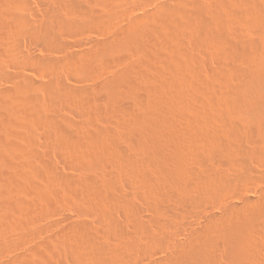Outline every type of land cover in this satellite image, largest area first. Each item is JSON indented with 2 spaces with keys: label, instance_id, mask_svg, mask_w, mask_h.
<instances>
[{
  "label": "rangeland",
  "instance_id": "1",
  "mask_svg": "<svg viewBox=\"0 0 264 264\" xmlns=\"http://www.w3.org/2000/svg\"><path fill=\"white\" fill-rule=\"evenodd\" d=\"M19 1L21 3H18ZM42 1L17 0L16 3L19 5L17 7L13 6L12 11L15 15H22L20 17H23V22L17 24L15 20L9 19L16 24L10 21L7 24H10L13 29H17L14 30L15 32L12 29L11 33L13 35L10 34L11 36L8 37L10 43H7L6 38L7 41L4 39L5 32H3L4 37L0 33V38H3L10 45L8 46L9 55H6L3 52L4 48L0 47V94L9 93L12 101L15 102V109L20 113H24L29 109L30 115L22 120L23 126L19 127L21 129H15L18 128L15 126V130L12 128V131H14L13 133L16 132L17 137H19L18 133L23 134L22 129L25 131L32 129L31 133L33 132L28 138L26 137L27 139L19 140L21 151H19L18 157L15 156V159L10 160L9 164H4H8L7 166H3L4 171L8 172L11 169L9 166L13 164L11 167H18L20 175L18 174L19 179L16 180L11 194L8 196L11 199L13 198L10 209L8 208L10 211L7 210L9 214L7 213V218L5 217V220L2 223L0 222V233L3 236L6 234L5 238L1 236L0 239V264H106L102 255L107 256V250L110 251L109 256L113 255L115 259L120 257V260H117L115 264H264V245H262L264 244V164H259L256 160L257 157H253L249 152L251 150L249 147H252L255 143L254 141L257 139L255 135L258 132H254V129L249 134L247 132L248 128L253 125L252 114L249 113L250 115H248V112L233 110L230 107L231 104H229L230 97L234 95V90L236 92V90L243 87L246 77L238 76L240 75L239 72L233 74L232 84L230 83L233 86H231V91L223 88L220 83L218 84L217 79L216 81L215 78L213 79L214 73L218 72L217 69L223 68V65L225 67L226 64L238 70L246 69L245 71L251 69L252 66H258L256 68L261 73V70H264V55H256V59L253 58V60L252 58H248L249 60L244 59L245 62L240 57L236 59L230 56L225 59L226 56H221L213 47L200 48L196 46L191 33L192 24L196 21L195 10L201 6L200 8L206 10L205 14L207 15L205 16L211 13L215 15L217 10L215 11L213 8L217 6L216 8H219L218 11L221 13L219 3L216 0L214 1L218 4L213 0H193L194 3L192 0H67V2L63 0L64 5L59 2V4L57 3L58 6L54 5L53 10V5H49L50 9L46 0V4ZM169 1L172 2L169 3ZM213 2L216 6L213 5ZM262 2L264 3V0H255L256 6H260L263 4ZM44 5H47L46 8ZM162 6L165 7L161 8ZM195 6L199 7L196 8ZM190 9L191 13H189ZM185 11L187 12L186 17L184 16L186 15ZM242 12L248 17L241 14ZM256 12L255 14L254 12L251 14L250 12H240V10L233 12L235 16L233 14L232 16L235 18L232 17L231 21L235 20L232 21L233 23L231 22L232 25H229L230 30L234 32V30L237 31L236 28L241 29L242 27L243 29H252L251 24L255 28L258 24L256 22H259V20H255L254 23L251 20L258 19V12ZM211 15L208 17L210 18ZM58 16L60 17L58 18ZM165 16L167 17L165 18ZM222 16L224 15L221 14L218 17ZM55 17L57 19H54ZM188 17L190 20L187 19ZM184 18L188 23L193 22L191 25H187L188 28L182 26L183 28L175 29L178 32V34L176 33L177 37L180 35L179 39L182 40V44L179 43L177 38L178 41L174 40V35L170 37L169 34V37H173V40L168 39L167 32L171 33L172 31L171 23L175 22L176 19L184 21ZM79 20L81 21L79 22ZM160 21L164 23L162 24ZM45 22L53 25L47 26L48 28L43 27L42 25ZM56 24L64 30L59 28L58 30ZM28 25L30 26L28 27ZM63 25L69 26L66 29ZM51 26L56 28H51ZM43 28L46 29L43 30ZM51 29L54 30L53 36L56 31L58 36L55 34V37L52 38ZM253 31L255 32V30ZM148 32H152L151 37L150 34L147 35ZM157 36L159 37L157 38ZM160 36L165 39L163 40ZM145 37H150L151 42ZM254 37H257L256 34H254ZM153 39L154 41L158 40L159 43L152 41ZM161 40H163V43H161ZM177 42L182 45V50L185 51L184 54H189L187 56L193 59L192 64H194L193 68L196 74H193L192 83L186 82L188 83L186 84L180 81L176 87V85L172 86L166 81H170L169 79L172 77L170 75L173 72L168 71L171 68L168 66H172L171 62L177 59V56L173 54L175 52L173 46L175 44L177 46ZM6 43L4 45H7ZM29 47L30 49H28ZM43 58H47V61L50 58L49 61H52V64L48 62L49 65H46L45 59L42 61ZM51 58L53 59L51 60ZM147 59L149 62H145ZM53 60L57 63H54ZM146 63L148 65L151 63L150 66L153 67L154 65V67L150 68ZM243 66H245V69ZM139 67L145 68V71ZM157 68L165 70V72L162 71L164 75H161ZM196 70L198 71L196 72ZM49 71L50 73H48ZM165 73L166 78L164 77ZM159 75L161 76L159 77ZM167 75L169 76L167 77ZM204 75L206 76L204 77ZM237 77H239V80ZM131 84L134 85L135 92L129 91L133 88ZM129 85L131 88H129ZM262 85L255 90L253 89L255 92L253 95H256L260 102L264 103V87ZM50 86L53 87L52 90ZM155 86L157 91L162 86H164V88H161L162 91L165 90V96H163L165 101L162 98L157 100L156 97L159 96L152 91L158 101L157 106L161 103L159 101H163L162 106L165 102L164 110L161 109L160 111V108H157V110L159 109L158 112H161L159 115L157 114L158 117L153 112L154 110H151V107H149V110L152 112L148 110L147 107L150 102H146L151 101L148 99V94ZM79 91L85 93L84 98L78 96ZM220 91L222 92L220 93ZM162 95L160 94V97ZM150 97H152V100L154 99L153 96ZM144 99L146 100L144 101ZM194 100L195 102H193ZM213 104H215L214 107ZM162 106L160 104V107ZM93 108H95V111ZM199 111L202 113L201 121L199 119L195 121L192 118L195 116H193V113H199ZM153 113L156 116L152 118L158 122L161 115L162 122L159 121L160 123L157 124L153 122L156 125L149 122L150 125L152 124L151 126L145 125V122L149 120L147 116H151ZM39 114L42 115L39 116ZM220 114H222L221 117ZM45 116L49 119L52 118V121L55 119V123L51 124L52 121L49 119L46 122ZM150 116V121H154L151 120ZM43 117H45L44 120H42ZM203 117L205 122L202 120ZM191 121L197 122V127ZM198 121L204 124L202 123V125ZM57 122L58 126L56 125ZM44 123H46L45 125L49 123L47 127L45 126L46 128ZM29 124H32V127ZM48 126L51 128L55 126V129L58 127L56 130L57 136L47 134ZM229 131H232L229 137L232 136L233 139L228 137L227 132ZM249 131H251V128ZM205 132L207 133L205 134ZM58 134L61 136H58ZM64 134L65 136H63ZM209 136L211 138L214 136L212 138L213 142H211ZM48 137H52L51 140ZM214 138L215 140H213ZM235 141L237 142L235 143ZM118 150L121 153L117 152ZM217 152L219 153L216 155ZM125 153L129 157L132 156V158L137 159L136 164H139L138 167L135 165V168L128 169L124 167V162L122 165L120 164L126 156ZM243 159L246 161L244 162V164L246 163V172H244V177L241 174L239 185L237 184L238 188L223 190L222 188L225 187L223 185L227 183L224 179L233 173V169L228 166V161L238 164ZM26 170H28L27 173ZM146 170L147 172H145ZM131 171L135 172L132 173ZM218 172L219 174H217ZM30 174H32V177ZM18 180H21V182ZM220 183L223 185L221 186ZM219 187H222V190ZM235 191L242 192L241 196H239L240 194L237 195ZM247 198L249 199L247 200ZM159 201L160 203L164 201L169 204L166 205L163 202V205L168 208L159 205ZM203 205L205 210L203 208L202 211ZM162 210L164 211L162 212ZM260 210L261 212H259ZM136 238L139 241L136 242ZM3 239L8 246L3 244ZM103 245L106 247H103ZM107 247L108 249L105 250ZM103 251L104 254H102ZM122 253H125L126 256ZM256 255L257 257H255ZM210 258L212 259L210 260Z\"/></svg>",
  "mask_w": 264,
  "mask_h": 264
},
{
  "label": "bare ground",
  "instance_id": "2",
  "mask_svg": "<svg viewBox=\"0 0 264 264\" xmlns=\"http://www.w3.org/2000/svg\"><path fill=\"white\" fill-rule=\"evenodd\" d=\"M17 1V0H16ZM16 1L15 0H0V33H2V37H4L5 35V37H4V39L6 38L7 40H8V37L9 36H11L10 34H12L13 35V33H11V31H12V27L10 26V24L8 25L7 23H9L8 21H10V20H15V22L17 23V24H20V23H22L23 22V17L21 18L20 16H22V15H20V14H18V13H16V14H18V15H15L14 13H13V6L14 7H17L18 5H17V3H16ZM22 1V0H21ZM40 1V0H39ZM42 1V0H41ZM63 0H46V2H47V5H48V7H49V5L51 4V5H53L52 6V10H53V7H54V5L56 4L57 6H58V4H59V2L61 3ZM65 1V0H64ZM185 1V0H184ZM189 1V0H188ZM193 1V0H192ZM197 1V0H196ZM214 1V0H213ZM218 3H219V6H220V9H221V13H220V11H218V9L216 8L217 6H216V4H218V3H216L215 1V3L213 4V5H215L214 7L215 8H213V9H215V11L217 10V12L215 13V15L216 14H219L218 16H220L221 14H223L224 16H222V17H218V16H215L214 14H212V15H214V16H212L210 13V15H211V17L209 18L208 16H210V15H208V16H205V15H207V14H205L206 13V10L204 9V8H200L199 6H195L196 8H198V9H196L194 12H195V19H196V21L195 22H193V24H192V22L191 23H188V21H185L186 19L184 18V21H185V23H184V21L182 20V19H180V20H175V22L173 23H171L172 24V26H171V28H172V31H171V33H168L167 32V37H168V39L171 37V36H173V37H175L174 38V40L175 41H178L179 40V43L180 44H182L181 43V39H179V37H180V35H179V37H177L178 35V32L175 30V29H177V28H181L182 26H186L185 28H188L187 27V25L188 24H192V27L193 28H191L192 29V31H191V33H192V38H194L193 40L195 41V43H196V46H199L200 48H206V47H213V48H215L216 50H217V52L218 53H220L221 54V56H226L225 57V59L227 58V57H230V56H233L234 58H236V59H238L239 57L240 58H242L243 60L244 59H248V58H252V60H253V58L254 59H256L255 58V56L256 55H264V3L263 4H261L260 6H256V4H255V0H216ZM45 3L46 4V2H45V0L44 1H42V3ZM65 2H67V0L65 1ZM70 2V1H69ZM72 2V1H71ZM170 2H172V1H169V3ZM201 2V1H200ZM199 2V3H200ZM18 3H21L20 1L18 2ZM23 3V2H22ZM41 3V4H42ZM49 3V4H48ZM58 3V4H57ZM64 2H62L61 4H63ZM74 3V2H73ZM72 3V4H73ZM76 3V2H75ZM179 3V2H178ZM193 3H194V1H193ZM197 3V2H196ZM195 3V4H196ZM198 3V4H199ZM76 4H79V3H76ZM75 4V5H76ZM177 4V3H176ZM181 4V3H180ZM194 4V5H195ZM203 4V3H202ZM201 4V5H202ZM209 5H210V3H208ZM16 5V6H15ZM22 5V4H21ZM20 5V7H22ZM26 5H27V3H26ZM25 5V6H26ZM46 5V6H47ZM64 5V4H63ZM70 5V4H69ZM69 5H66V6H69ZM80 5V4H79ZM193 5V6H194ZM197 5V4H196ZM204 5V4H203ZM202 5V6H203ZM211 5H212V3H211ZM212 5V6H213ZM45 6V5H44ZM46 6H45V8H46ZM61 6V5H60ZM78 6V5H77ZM81 6V5H80ZM179 6V5H178ZM28 7V6H27ZM65 7V6H64ZM75 7V6H74ZM165 7V6H164ZM163 6L161 7V8H164ZM184 7V6H183ZM187 7V6H186ZM25 8V7H24ZM50 8V7H49ZM59 8V7H58ZM69 8H72V7H69ZM81 8V7H80ZM84 8V7H83ZM82 8V9H83ZM90 8V7H89ZM182 8V7H181ZM192 8V7H191ZM206 9H208L207 7H205ZM18 9V8H17ZM16 9V10H17ZM51 9V8H50ZM56 9V8H55ZM81 9V10H82ZM85 9V8H84ZM91 9V8H90ZM154 9H156V8H154ZM166 9H168V8H166ZM188 9H189V7H188ZM195 9V8H194ZM236 9H238V10H240V12L241 11H244V12H250V14L252 13V12H254V14H255V11H257L258 12V14H257V16H258V19L256 18V19H254V20H251L253 23H254V21L255 20H259V22H256V27L254 28V25L253 24H251V27H253L252 29H243V27L241 28V29H238V28H236L237 29V31H235L234 30V32L233 31H231L230 30V24L232 25V21H234V20H232L231 21V19H232V17H234L235 15L233 14V12H236V11H238V10H236ZM20 10V9H19ZM45 10V9H44ZM59 10V9H58ZM64 10V9H63ZM75 10V9H74ZM77 10V9H76ZM81 10H80V12H81ZM157 10V9H156ZM171 10V9H170ZM177 10V9H176ZM179 10H180V8H179ZM182 10V9H181ZM184 10V9H183ZM236 10V11H235ZM55 11V10H54ZM53 11V12H54ZM60 11V10H59ZM71 11V10H70ZM91 11H92V9H91ZM90 11V12H91ZM155 11V10H154ZM178 11V10H177ZM191 11V9L189 10V13H191L190 12ZM193 11V10H192ZM209 11V10H208ZM214 11V10H213ZM47 12H49V11H47ZM52 12V11H51ZM65 12H67V11H65ZM82 12H83V10H82ZM256 12V13H257ZM96 13H98V12H96ZM169 13V12H168ZM185 13H186V15H184L185 17L187 16V12L185 11ZM184 13V14H185ZM48 14V13H47ZM64 14V13H63ZM81 14V13H80ZM94 14V13H93ZM166 14V13H165ZM176 14V13H175ZM174 14V15H175ZM232 14L234 15V16H232ZM241 14H244L243 12L241 13ZM52 15V14H51ZM50 15V16H51ZM56 15H57V13H56ZM56 15H54V16H56ZM59 15V14H58ZM164 15V14H163ZM182 15V14H181ZM180 15V16H181ZM190 15V14H189ZM245 15V14H244ZM248 15V14H247ZM49 16V15H48ZM53 16V17H54ZM65 16V15H64ZM66 16H67V14H66ZM92 16V15H91ZM191 16H192V14H191ZM191 16H189L190 18H191ZM237 16V15H236ZM246 16V15H245ZM245 16H243V17H245ZM52 17V18H53ZM60 16H58V18H59ZM94 17V16H93ZM100 17V16H99ZM167 16H165V18H166ZM189 17L187 18V19H189ZM246 17H248V16H246ZM253 17H254V15H253ZM27 18V17H26ZM101 18V17H100ZM146 18V17H145ZM144 18V19H145ZM172 18H174V17H172ZM193 18V17H192ZM235 18V17H234ZM10 19V20H9ZM54 19H57L56 17L54 18ZM72 19V18H71ZM162 19H163V17H162ZM168 19V18H167ZM175 19V18H174ZM194 19V18H193ZM246 19V18H245ZM249 19V18H248ZM252 19V18H251ZM46 20V19H45ZM87 20V19H86ZM97 20V19H96ZM140 20V19H139ZM156 20H158V19H156ZM164 20V19H163ZM190 20V19H189ZM247 20V19H246ZM50 21V20H49ZM81 20H79V22H80ZM84 21V20H83ZM90 21H91V19H90ZM89 21V22H90ZM98 21V20H97ZM100 21V20H99ZM148 21V20H147ZM152 21V20H151ZM167 21V20H166ZM10 22H13L14 24H16L14 21H10ZM56 22H58L57 20H56ZM56 22H54V23H56ZM62 22V21H61ZM70 22V21H69ZM74 22V21H73ZM76 22V21H75ZM95 22V21H94ZM168 22V21H167ZM190 22V21H189ZM232 22V23H231ZM236 22V21H235ZM37 23V22H36ZM43 23V21L41 22V24ZM45 23H46V25H45ZM42 26L44 27H47V26H50V25H53V24H51L50 22V25L49 24H47L48 22H45ZM64 23V22H63ZM66 23V22H65ZM77 24H79L78 22H76ZM160 23H164V22H161L160 21ZM13 24V25H14ZM59 24V23H58ZM67 24V23H66ZM71 24V23H70ZM69 24V25H70ZM81 24V23H80ZM149 24V23H148ZM12 25V24H11ZM24 25H26V24H24ZM57 25V24H56ZM59 25H61V24H59ZM68 25V26H69ZM75 25V24H74ZM83 25V24H82ZM85 25V24H84ZM246 25H248V24H246ZM253 25V26H252ZM30 25H28V27H29ZM39 26H40V24H39ZM62 26V25H61ZM61 26L59 27L58 25L56 26L57 27V29L59 28H61ZM64 26V25H63ZM68 26L67 25H65L64 27L67 29L68 28ZM11 27V28H10ZM16 27V26H15ZM37 27V26H36ZM55 26L54 27H52L51 26V28H56ZM250 27V26H249ZM18 28V27H17ZM48 28V27H47ZM50 28V27H49ZM63 28V27H62ZM183 28V27H182ZM16 29V28H15ZM15 29H13V32H15L14 30ZM21 29H22V26H21ZM46 29V28H45ZM44 28H43V30H45ZM58 29V30H59ZM70 29V28H69ZM142 29V28H141ZM163 29V28H162ZM169 29V28H168ZM232 29H233V27H232ZM17 30V29H16ZM40 30V29H39ZM42 30V31H43ZM47 30H49V29H47ZM52 30V29H51ZM60 30H64V29H60ZM144 30V29H143ZM148 30V29H147ZM153 30V29H152ZM157 30V29H156ZM190 30V29H189ZM253 30H255V32L253 31ZM160 31V30H159ZM158 31V32H159ZM3 32H5V35L3 34ZM22 32V31H21ZM20 32V33H21ZM23 32H25V31H23ZM38 32V31H37ZM47 32H49V31H47ZM53 32H54V30H52V38L53 37H55V34H56V32H55V34H54V36H53ZM59 32H61V31H59ZM142 32V31H141ZM156 32V31H155ZM254 32V33H253ZM17 33V32H16ZM19 33V34H20ZM38 33H40V32H38ZM51 33V32H50ZM145 33V32H144ZM151 33L152 32H148V34L147 35H149L150 37H151ZM177 33V34H176ZM189 33V32H188ZM154 34V33H153ZM156 34V33H155ZM164 34V33H163ZM162 34V35H163ZM169 34H170V37H169ZM254 34H256V38L254 37ZM4 35V36H3ZM57 35V34H56ZM159 35V34H158ZM161 35V36H162ZM188 35V34H187ZM58 36V35H57ZM144 36H146V35H144ZM155 36V35H154ZM160 36V37H161ZM166 36V35H165ZM164 36V37H165ZM183 36V35H182ZM24 37V36H23ZM39 37V36H38ZM150 37H145V38H147V40H149V42H151V38ZM159 36H157V38H158ZM172 37V38H173ZM187 37V36H186ZM17 38V37H16ZM141 38V37H140ZM148 38H150V39H148ZM152 38H154L153 36H152ZM163 40L165 39V38H163V37H161ZM160 38V39H161ZM172 38H170V39H172ZM178 40H177V39ZM185 38V37H184ZM183 38V39H184ZM188 38V37H187ZM192 38H189V39H192ZM3 38H0V42H2V43H0V44H2L0 47H2V48H4L3 49V52L6 54V55H9V50H8V46H10V45H8L7 43L9 42V40L7 41L6 39V41H7V43H6V41L4 40ZM155 39H156V37H155ZM17 40H18V38H17ZM23 40V39H22ZM163 40H161V43H163L162 41ZM173 40V39H172ZM12 41V40H11ZM15 41V40H14ZM138 41V40H137ZM152 41H154V39L152 40ZM157 42H158V40H156ZM156 41H154V42H156ZM166 41H167V39H166ZM165 41V42H166ZM169 41V40H168ZM174 41V42H175ZM7 44V45H4L5 43ZM13 42V41H12ZM19 42V41H18ZM132 42V41H131ZM186 43H187V41H185ZM189 42V41H188ZM10 43V42H9ZM54 43V42H53ZM56 43V42H55ZM144 43V42H143ZM159 43V42H158ZM168 43V42H167ZM176 43V42H175ZM178 42H177V46H176V44H175V46H173L174 47V55L175 56H177V59H174V61H176L175 62V64H174V61H170L171 62V64H172V66H168V67H171V68H169V70L168 71H170V73L171 72H173V73H171V75L170 76H172V77H170L171 79H169V78H167V79H169L170 81H166V73H165V78H163L164 79V81H166V82H169L168 84H171L172 86L173 85H176V87H177V84H179L180 83V81H182V82H188L189 84L190 83H192L191 82V80H192V78H193V74L195 73V70H194V64H192V58L191 57H189V56H187V55H189V54H187V55H185L184 53H185V51H183L182 49V45H180ZM185 43V44H186ZM153 44H156V43H153ZM171 44V43H170ZM169 44V45H170ZM55 45V44H54ZM183 45H184V43H183ZM194 45V44H193ZM148 46V45H147ZM168 46V45H167ZM172 46H170V47H172ZM185 46V45H184ZM30 47H32V46H30ZM30 47L28 48V49H30ZM145 47H146V45H145ZM169 47V48H170ZM172 47V48H173ZM195 47V46H194ZM144 48V47H143ZM150 48V47H149ZM175 48H176V50H177V52H176V50H175ZM198 48V47H197ZM164 49V48H163ZM171 49V48H170ZM187 49V48H186ZM32 50V49H31ZM143 50V49H142ZM188 50V49H187ZM197 50V49H196ZM215 50V51H216ZM145 51V50H144ZM211 51V50H210ZM213 51V50H212ZM197 52V51H196ZM206 52V51H205ZM214 52V51H213ZM216 52V53H217ZM150 53V52H149ZM161 53V52H160ZM172 53V52H171ZM187 53V52H186ZM189 53V52H188ZM210 53V52H209ZM217 53V54H218ZM178 54V55H177ZM197 55H198V53H197ZM151 56V55H150ZM174 56V57H175ZM172 57V56H171ZM232 57V58H233ZM238 57V58H237ZM66 58H68V57H66ZM44 59H45V61H44ZM47 58H43V60L42 61H44L45 63H46V65H49V64H47L48 62L50 63V64H52L49 60H50V58H49V60L47 61L46 60ZM53 58H51V60H52ZM55 59V58H54ZM58 59H60V58H58ZM152 59H153V57H152ZM171 59V58H170ZM173 59V58H172ZM171 59V60H172ZM194 59H195V57H194ZM224 59V58H223ZM228 59V58H227ZM241 59V60H242ZM145 60V59H144ZM154 60V59H153ZM157 60V59H156ZM240 60V59H239ZM249 60V59H248ZM55 61H57V60H55ZM72 61V60H71ZM148 61V59L145 61V62H147ZM168 61V60H167ZM236 61V60H235ZM245 61V60H244ZM251 61V60H250ZM249 61V62H250ZM43 62V63H44ZM53 62H54V60H53ZM64 62V61H63ZM70 62V61H69ZM149 62V61H148ZM157 62V61H156ZM162 62V61H161ZM222 62V61H221ZM227 62V61H226ZM246 62V61H245ZM253 62V61H252ZM44 63V64H45ZM54 63H57V62H54ZM65 63V62H64ZM237 63V62H236ZM255 63V62H254ZM147 64V63H146ZM145 64V65H146ZM151 64V63H150ZM150 64L148 65V66H150ZM163 64V63H162ZM232 64H233V62H232ZM258 64V63H257ZM40 65V64H39ZM56 65V64H55ZM54 65V66H55ZM142 65V64H141ZM144 65V64H143ZM167 65V64H166ZM170 65V64H169ZM249 65V64H248ZM256 65V64H255ZM59 66V65H58ZM57 66V67H58ZM62 66V65H61ZM156 66V65H155ZM196 66V65H195ZM202 66H204V65H202ZM221 66V65H220ZM262 66V65H261ZM40 67V66H39ZM42 67H44V66H42ZM47 67V66H46ZM63 67V66H62ZM153 67H154V65H153ZM153 67H151L150 66V68H153ZM166 67V66H165ZM197 67V66H196ZM195 67V68H196ZM199 67V66H198ZM223 68H218L217 70H218V72L215 74L214 73V77H213V79L215 78V81H216V79L218 80V81H216V82H218V84L220 83L221 84V86H223V88H227V89H229L230 91H231V88L233 87L231 84V79H232V75L233 74H237L238 72H239V74L240 75H238V76H240V77H243V76H245L246 78H245V81H244V85H243V87L241 88V89H239V90H236V92H235V90H234V95H232L231 97H230V103L229 104H231L230 105V107L234 110V109H237L238 111H243V112H248V115H250V114H252L253 115V118L252 119H254V121H253V125H251L252 127H249L248 128V134H249V132H253V130L252 129H254V132L255 131H257L258 133H257V135H255L256 137H257V139L254 141L255 143L253 144V146L251 147H249L251 150H249V152H250V155H252L253 157L255 156V157H257L256 158V160H258V162H259V164L260 163H262V164H264V103H262V101L260 102V100H259V98L258 97H256V95H253L255 92L253 91V89L255 90L258 86L260 87V85H262V87H264V70L262 69L261 71V73L257 70V68L256 67H258V66H256V67H254V66H252V68L251 69H249V67L246 65V67H248V71H245L246 69L244 68L245 66H243V68L245 69V70H238V69H236L235 67H232L231 65H228V64H226L225 65V67H224V65L222 66ZM251 67V66H250ZM140 69H142L141 67H139ZM164 68V67H163ZM167 68V67H166ZM203 68H205V67H203ZM41 69V68H40ZM44 69V68H43ZM50 69V68H49ZM144 69V71H145V68H143ZM142 69V70H143ZM158 69V68H157ZM162 69V68H161ZM168 69V68H167ZM197 69V68H196ZM213 69V68H212ZM42 70V69H41ZM57 70V69H56ZM62 70V69H61ZM159 70V69H158ZM200 70V69H199ZM201 70H202V68H201ZM207 70V69H206ZM215 70V69H214ZM45 71V70H44ZM54 71V70H53ZM140 71V70H139ZM148 71V70H147ZM160 72H161V75L163 74L164 75V73L162 72V71H164L165 72V70H159ZM167 71V72H168ZM198 70H196V72H197ZM42 72V71H41ZM216 72V71H215ZM48 73H50V71L48 72ZM159 73V72H158ZM56 74V73H55ZM173 74V75H172ZM196 74V73H195ZM194 74V75H195ZM198 74H200V73H198ZM53 75V74H52ZM140 75V74H139ZM156 75V74H155ZM161 75H159V77L161 76ZM207 75V74H206ZM206 75H204V77L206 76ZM169 75H167V77H168ZM198 76V75H197ZM51 77V76H50ZM55 77V76H54ZM199 77V76H198ZM201 77V76H200ZM233 77H235V76H233ZM140 78V77H139ZM138 78V79H139ZM196 78V77H195ZM201 78H203V77H201ZM207 78V77H206ZM212 78V77H211ZM239 77H237V79H238ZM58 79V78H57ZM161 79V78H160ZM159 79V80H160ZM198 79V78H197ZM210 79V78H209ZM236 79V78H235ZM141 80V79H140ZM157 80H158V77H157ZM162 80V79H161ZM204 80V79H203ZM239 80V79H238ZM56 81V80H55ZM214 81V83H216ZM57 82V81H56ZM135 82V81H134ZM139 82V81H138ZM141 82H142V80H141ZM140 82V83H141ZM158 82V81H157ZM163 82V81H162ZM181 82V83H182ZM204 82H205V80H204ZM243 82V81H242ZM24 83H26V82H24ZM165 83V82H164ZM188 83H186V84H188ZM195 83V82H194ZM197 83V82H196ZM201 83H203V82H201ZM211 83V82H210ZM231 83V84H230ZM241 83V82H240ZM135 84H136V82H135ZM157 84V83H156ZM239 84V83H238ZM238 84H235V85H238ZM242 84V83H241ZM260 84V85H259ZM23 85V84H22ZM31 85V84H30ZM45 85V84H44ZM132 85V84H131ZM180 85H182V84H180ZM17 86V85H16ZM58 86V85H57ZM130 86V85H129ZM133 86V88H131V86L129 87V88H131L129 91H133V92H135V87H134V85H132ZM136 86H138V84H136ZM151 86V85H150ZM190 86V85H189ZM206 87H207V85H205ZM220 86V85H219ZM232 86V87H231ZM240 86V85H239ZM238 86V87H239ZM255 86V87H254ZM27 87V86H26ZM25 87V88H26ZM43 87V86H42ZM45 87V86H44ZM51 87V86H50ZM163 88H164V86H162ZM161 87V88H162ZM175 87V86H174ZM186 87V86H185ZM199 87V86H198ZM200 87H201V84H200ZM215 87V86H214ZM217 87V86H216ZM254 87V88H253ZM258 87V88H259ZM7 88V87H6ZM32 88V87H31ZM52 88L53 87H51V90H52ZM59 88H61V87H59ZM58 88V89H59ZM156 88V86L153 88V90H150V92L151 93H149L150 94V96H153L154 97V101L156 100L155 99V96H154V94H152V91L156 94V95H158L159 97H160V94L162 95V94H164V91H162V89L161 88H158V91H157V89H155ZM184 88V87H183ZM219 88V87H218ZM240 88V87H239ZM134 89V90H133ZM151 89V88H150ZM160 89H161V91H160ZM185 89V88H184ZM203 89V88H202ZM17 90V89H16ZM26 90V89H25ZM155 90V91H154ZM187 90V89H186ZM208 90V89H207ZM211 90H212V88H211ZM221 90V89H220ZM224 90H226V89H224ZM223 90V91H224ZM233 90V89H232ZM36 91V90H35ZM46 91V90H45ZM58 91V90H57ZM193 91V90H192ZM213 91V90H212ZM215 91H217V90H215ZM229 91V92H230ZM0 92H1V89H0ZM14 92V91H13ZM29 92V91H28ZM59 92V91H58ZM132 92V93H133ZM160 92H162V93H160ZM167 92V91H166ZM170 92V91H169ZM176 92V91H175ZM181 92V91H180ZM222 91H220V93H221ZM226 92V91H225ZM228 92V91H227ZM19 93V92H18ZM17 93V94H18ZM21 93V92H20ZM50 93V92H49ZM160 93V94H159ZM219 93V92H218ZM231 93V92H230ZM252 93V94H251ZM37 94V93H36ZM54 94V93H53ZM60 94V93H59ZM149 94H148V99H150L151 101H153L152 100V97H150L149 96ZM152 94V95H151ZM177 94V93H176ZM27 95H28V93H27ZM31 95H33V94H31ZM50 95V94H49ZM138 95V94H137ZM206 95V94H205ZM210 95V94H209ZM220 95V94H219ZM259 95V94H258ZM38 96V95H37ZM55 96H57V95H55ZM78 96L80 97V98H84L85 97V93L83 92V91H79V93H78ZM163 96H165V94L164 95H162V97H156L157 98V100H161V98L163 99L164 97ZM223 96V95H222ZM221 96V97H222ZM228 96V95H227ZM28 97H29V95H28ZM150 97V98H149ZM170 97V96H169ZM192 97H194V96H192ZM205 97V96H204ZM211 97V96H210ZM14 99H15V97H13ZM19 98H21V97H19ZM30 98V97H29ZM51 98V97H50ZM144 98V97H143ZM203 98V97H202ZM212 98V97H211ZM218 98V97H217ZM17 99V98H16ZM34 99H36V98H34ZM52 99V98H51ZM50 99V100H51ZM147 99V100H148ZM191 99V98H190ZM216 99V98H215ZM220 99V98H219ZM225 99V98H224ZM228 99V98H227ZM54 100V99H53ZM143 100V99H142ZM146 99H144V101H145ZM153 101V102H151V101H146V102H150V103H148L149 104V106H148V104H147V108H148V110H149V107H151L150 109L154 112V113H156V115L158 114L159 115V113H161V112H158L159 111V109L157 110V108H160V111H161V109L162 110H164L163 109V107L165 106V102L163 103V106H162V102L163 101H159V102H161V103H159V106H157V103H158V101ZM164 101H165V99H163ZM202 100V99H201ZM204 100V99H203ZM24 101V100H23ZM29 101V100H28ZM55 101V100H54ZM214 101V100H213ZM229 101V100H228ZM53 102V101H52ZM51 102V103H52ZM56 102V101H55ZM193 102H195V100L193 101ZM207 102H208V100H207ZM206 102V103H207ZM224 102V101H223ZM225 102H226V100H225ZM23 103V102H22ZM44 103V102H43ZM156 105H155V104ZM169 103V102H168ZM199 103V102H198ZM203 103V102H202ZM211 103H212V101H211ZM217 103H218V101H217ZM216 103V104H217ZM221 103V102H220ZM15 102H13L12 101V99H11V97L9 96V93H1L0 94V222L2 223L4 220H5V217L7 216L6 214L8 213L9 214V212L8 211H10V210H8V208L10 209V203L12 202L11 200L13 199H11V198H9L8 196L11 194V191H12V188H13V185L15 184V182H16V180L17 179H19V175H20V173H18V170L19 169H17V168H13V167H11V166H9V168H11L10 169V171H8V172H5L4 171V167L3 166H7L11 161L10 160H12L15 156L16 157H18L17 155H19L18 153H19V151H21V149H20V147H21V144H20V139H27L29 136H30V134H32L31 133V130H27V131H25V130H23L22 129V131H24L23 132V134H21L20 135V133H18L19 134V137H17L18 135H16L15 133H13L14 131H12L14 128H15V126L16 127H18V128H15V129H21V128H19L20 126L22 127L23 126V122H22V120L24 119V118H27L28 116H30L29 115V109L25 112L24 110V113H20V112H18L17 111V109H15ZM31 104V103H30ZM36 104H38V103H36ZM54 104V103H53ZM96 104V103H95ZM151 104V105H150ZM155 105V107H153L154 105ZM160 104H161V106L162 107H160ZM185 104V103H184ZM209 104V103H208ZM225 104H227V103H225ZM35 105V104H34ZM153 105V106H152ZM187 105V104H186ZM196 105V104H195ZM214 105L215 104H213V107H214ZM37 106V105H36ZM201 106V105H200ZM207 106V105H206ZM27 107H28V105H27ZM30 107V106H29ZM222 107V106H221ZM229 107V106H228ZM34 108V107H33ZM165 108V107H164ZM187 108V107H186ZM189 108V107H188ZM194 108V107H193ZM226 108V107H225ZM45 109V108H44ZM94 109V111H95V108H93ZM190 109V108H189ZM201 109H203V108H201ZM220 109V108H219ZM46 110V109H45ZM92 110V109H91ZM97 110V109H96ZM151 110H149L150 112H152ZM204 110V109H203ZM207 110V109H206ZM19 111H21V110H19ZM32 111V110H31ZM31 111H30V114H31ZM34 111V110H33ZM36 111H37V109H36ZM86 111V110H85ZM148 111V112H149ZM211 111V110H210ZM217 111V110H216ZM220 111H222V110H220ZM44 112H46V111H44ZM98 112V111H97ZM150 112H149V114H150ZM158 112V113H157ZM205 112V111H204ZM208 112V111H207ZM206 112V113H207ZM43 113V112H42ZM85 113H87V112H85ZM137 113H138V111H137ZM153 113V114H154ZM224 113H225V110H224ZM229 113H230V111H229ZM233 113V112H232ZM236 113V112H235ZM250 113V114H249ZM50 114V113H49ZM142 114V113H141ZM152 114V115H153ZM163 114V113H162ZM227 114V113H226ZM35 115H36V113H35ZM42 114H39V116H41ZM45 115V114H44ZM47 116H48V114H46ZM150 116L151 117V120H154L153 118H154V116H156L155 114L153 115V116ZM158 115H157V117H158ZM195 115V116H194ZM202 115V113H201V111H199V113H193V116L194 117H192L195 121H196V119H199L200 120V117H202L201 116ZM208 115H209V113H208ZM214 115H215V113H214ZM221 115L222 114H220V117H221ZM38 116V117H39ZM149 116H147V119H149V120H147L146 121V119H145V121L147 122H145V125H149V126H151L152 124H153V122H156V120H154V121H150V118H149ZM213 116V115H212ZM223 116H225V115H223ZM232 116V115H231ZM46 117V116H45ZM45 117H43L42 118V120H44V118ZM50 117V116H49ZM55 117H56V115H55ZM87 117V116H86ZM137 117V116H136ZM145 117V116H144ZM153 117V118H152ZM156 117V118H157ZM186 117V116H185ZM227 117V116H226ZM31 118H32V116H31ZM35 118V117H34ZM40 119H41V117H39ZM159 118H160V120H159ZM159 118H157V120H159L160 122H162V120H161V115L159 116ZM187 118V117H186ZM218 118H219V116H218ZM233 118V117H232ZM29 119V118H28ZM49 118L48 117H46L45 118V121L46 122H48L47 120H48ZM52 119V118H51ZM51 119H49V120H51ZM185 119V118H184ZM192 119V120H193ZM204 119V117L202 118V120ZM210 119V118H209ZM246 119V118H245ZM249 119V118H248ZM248 119H247V121H248ZM31 120V119H30ZM41 120V121H42ZM55 120V119H54ZM54 120L52 121V123L51 124H53V122H54ZM205 120V119H204ZM203 120V122H205ZM208 120V119H207ZM215 120H216V118H215ZM222 120V119H221ZM221 120H220V122H221ZM241 120V119H240ZM34 121V120H33ZM57 121V120H56ZM156 122V124L157 123H160V122ZM185 121V120H184ZM194 121V122H195ZM201 121V120H200ZM200 121H198V123H200V124H202ZM208 121H210V120H208ZM224 121V120H223ZM230 121V120H229ZM232 121V120H231ZM251 121V120H250ZM22 122V123H21ZM27 122H30V121H27ZM43 122V121H42ZM61 122V121H60ZM64 122V121H63ZM131 122V121H130ZM139 122V121H138ZM149 122H152V124L150 125V123ZM191 122H193V121H191ZM190 122V123H191ZM193 122V123H194ZM214 122V121H213ZM213 122H211V123H213ZM224 122H226V121H224ZM228 122V121H227ZM244 122V121H243ZM246 122V121H245ZM39 123V121L37 122V124ZM55 123V122H54ZM62 123V122H61ZM60 123V124H61ZM149 123V124H148ZM189 123V124H190ZM210 123V122H209ZM229 123V122H228ZM233 123V122H232ZM239 123V122H238ZM242 123V122H241ZM28 124V123H27ZM33 124H35V123H33ZM43 124V123H42ZM46 123H44V127L46 126L47 127V125L49 124H47V125H45ZM143 124H144V122H143ZM155 124V123H154ZM153 124V125H154ZM155 124V125H156ZM196 124H197V122L196 123H194L193 125L195 126V127H197L196 126ZM204 124V123H203ZM202 124V125H203ZM214 124V123H213ZM215 124H216V122H215ZM235 124V123H234ZM240 124V123H239ZM245 124H247V123H245ZM19 125V126H18ZM25 125V124H24ZM30 125V124H29ZM32 125V124H31ZM30 125V127H32ZM40 125H41V123H40ZM57 126H58V122H57V124H56ZM55 125V126H56ZM133 125H135V124H133ZM140 125V124H139ZM199 125V124H198ZM206 125V124H205ZM231 125V124H230ZM236 125V124H235ZM50 126V125H49ZM48 126V127H49ZM55 126H54V128H51V127H49V129L47 130L48 131V133L47 134H49L50 136H51V134L53 135H55V136H57V133H56V130L58 129V127H56V129H55ZM162 126V125H161ZM191 126H192V123H191ZM193 126V127H194ZM221 126V125H220ZM236 126H238V125H236ZM28 127V126H27ZM36 127V126H35ZM45 127V128H46ZM53 127V126H52ZM137 127V126H136ZM176 127V126H175ZM227 127V126H226ZM243 127V126H242ZM13 128V129H12ZM29 128V127H28ZM27 128V129H28ZM34 128V127H33ZM124 128V127H123ZM130 128V127H129ZM139 128V127H138ZM154 128V127H153ZM199 128V127H198ZM201 128H202V126H201ZM215 128H216V126H215ZM224 128V127H223ZM222 128V129H223ZM232 128V127H231ZM234 128V127H233ZM250 128H251V131H249L250 130ZM14 129V130H15ZM156 129V128H155ZM207 129V128H206ZM206 129H205V131H206ZM228 129V128H227ZM242 129V128H241ZM244 129V128H243ZM34 130H36V129H34ZM44 130H46V129H44ZM43 130V131H44ZM60 130V129H59ZM58 130V131H59ZM130 130V129H129ZM176 130V129H175ZM200 130V129H199ZM211 130H213V129H211ZM220 130H221V128H220ZM245 130V129H244ZM17 131V130H16ZM62 131H64V130H62ZM71 131V130H70ZM93 131H95V130H93ZM138 131V130H137ZM145 131V130H144ZM171 131V130H170ZM178 131V130H177ZM203 131V130H202ZM226 131H228V130H226ZM236 131V130H235ZM68 132V131H67ZM72 132V131H71ZM77 132V131H76ZM81 132V131H80ZM245 132V131H244ZM64 133V132H63ZM70 133V132H69ZM96 133H98V132H96ZM207 132H205V134H206ZM217 133V132H216ZM225 133V132H224ZM228 133V137H229V135L232 133V131H229V132H227ZM234 133V132H233ZM67 134V133H66ZM75 134V133H74ZM77 134V133H76ZM84 134V133H83ZM141 134V133H140ZM144 134V133H143ZM146 134V133H145ZM153 134V133H152ZM223 134V133H222ZM237 134V133H236ZM251 135H253L252 133H250ZM60 134H58V136H59ZM72 135V134H71ZM81 135V134H80ZM93 135V134H92ZM191 135H192V133H191ZM210 135H211V133H210ZM238 135V134H237ZM236 135V136H237ZM247 135V134H246ZM61 136V135H60ZM63 136H65V134L63 135ZM68 136V135H67ZM77 136V135H76ZM136 136V135H135ZM204 136V135H203ZM218 136V135H217ZM220 136V135H219ZM239 136V135H238ZM27 137V138H26ZM32 137V136H31ZM80 137V136H79ZM83 137V136H82ZM161 137V136H160ZM166 137V136H165ZM194 137V136H193ZM196 137H198V136H196ZM210 137V136H209ZM208 137V138H209ZM214 136H212V138H213ZM224 137V136H223ZM226 137V136H225ZM232 137V136H231ZM231 137H229V138H231ZM49 139L50 138H52V137H48ZM61 138V137H60ZM73 138V137H72ZM95 138H97V137H95ZM199 138V137H198ZM211 138V137H210ZM212 138H211V142H213L212 141ZM237 138V137H236ZM56 139V138H55ZM66 139V138H65ZM87 139V138H86ZM85 139V140H86ZM183 139V138H182ZM220 140H221V138H219ZM232 139H233V137H232ZM238 139H239V137H238ZM238 139H236L237 141H238ZM251 139H252V137H251ZM32 140V139H31ZM51 140V139H50ZM53 140V139H52ZM71 140V139H70ZM78 140V139H77ZM189 140V139H188ZM191 140H193V139H191ZM213 140H215V138L213 139ZM225 140V139H224ZM227 140V139H226ZM24 141V140H23ZM29 141V140H28ZM230 141V140H229ZM237 141H235V143L237 142ZM22 142V141H21ZM68 142V141H67ZM75 142V141H74ZM87 142V141H86ZM191 142V141H190ZM231 142V141H230ZM244 142V141H243ZM83 143V142H82ZM194 143H196V142H194ZM224 143H225V141H224ZM229 143V142H228ZM233 143H234V141H233ZM246 143V142H245ZM244 143V144H245ZM24 144V143H23ZM79 144H80V142H79ZM207 144V143H206ZM230 144H232V142L230 143ZM184 145V144H183ZM186 145V144H185ZM184 145V146H185ZM201 145V144H200ZM242 145V144H241ZM64 146H65V144H64ZM166 146V145H165ZM174 146V145H173ZM216 146V145H215ZM234 146V145H233ZM249 146V145H248ZM23 147V146H22ZM119 147V146H118ZM225 147V146H224ZM244 147V146H243ZM71 148V147H70ZM69 148V149H70ZM183 148V147H182ZM186 148V147H185ZM214 148V147H213ZM218 148V147H217ZM231 148V147H230ZM74 149V148H73ZM75 149H76V147H75ZM120 149V148H119ZM228 149H229V147H228ZM232 149V148H231ZM246 149V148H245ZM29 150V149H28ZM71 150V149H70ZM121 150V149H120ZM125 150V149H124ZM195 150H196V148H195ZM241 150V149H240ZM112 151V150H111ZM115 151V150H114ZM201 151V150H200ZM230 151V150H229ZM237 151V150H236ZM117 152H119V150L117 151ZM169 152V151H168ZM199 152V151H198ZM213 152V151H212ZM223 152H224V150H223ZM248 152V153H249ZM28 153V152H27ZM119 153H121V152H119ZM143 153V152H142ZM195 153V152H194ZM204 153V152H203ZM208 153V152H207ZM219 152H217L216 153V155L218 154ZM239 153H242V152H239ZM244 153H245V151H244ZM115 154H116V152H115ZM128 154V153H127ZM136 154H138V153H136ZM141 154V153H140ZM223 154H225V153H223ZM228 154V153H227ZM28 156H29V154H27ZM125 155H126V153H125ZM132 155H133V153H132ZM148 155V154H147ZM201 155V154H200ZM213 155V154H212ZM220 155H222V154H220ZM220 155H218V156H220ZM232 155V154H231ZM233 155H235V154H233ZM241 155V154H240ZM247 156H248V154H246ZM31 156V155H30ZM116 156V155H115ZM160 156V155H159ZM181 156V155H180ZM191 156V155H190ZM245 156V155H244ZM252 156H250V157H252ZM117 157V156H116ZM134 157H136V156H134ZM147 157V156H146ZM185 157V156H184ZM194 157V156H193ZM215 157H217V156H215ZM28 158V157H27ZM220 158V157H219ZM229 158V157H228ZM232 158V157H231ZM242 158V157H241ZM243 158H245V157H243ZM7 159H8V161H7ZM15 159V158H14ZM114 159V158H113ZM139 159V158H138ZM145 159V158H144ZM210 159V158H209ZM214 159V158H213ZM226 159V158H225ZM122 160V159H121ZM164 160V159H163ZM174 160V159H173ZM187 160V159H186ZM199 160V159H198ZM205 160V159H204ZM218 160H220V159H218ZM229 160V159H228ZM233 160V159H232ZM236 160V159H235ZM246 160V159H245ZM149 161V160H148ZM162 161V160H161ZM184 161V160H183ZM191 161V160H190ZM197 161V160H196ZM223 161V160H222ZM230 161V160H229ZM228 161V163L226 162V165L228 164V166H230L233 170V173L231 174V175H229L228 176V178H227V176H226V179H224V181L225 182H227V183H225V185H223V184H221L220 183V185L222 186H225L224 188H222L223 190H226V189H228V190H230V189H234V187H237V184L239 185V181H240V179H241V174H243V177H244V172H246L245 171V168H246V163L244 164V162H246V161H244V159L242 160V162H239L238 164L235 162V164L234 163H232V161L231 162H229ZM13 162V161H12ZM29 162V161H28ZM121 162V161H120ZM124 162V167L125 168H128V169H131V168H135V165L138 167V165L136 164L137 163V159H134V158H132V156H130L129 157V155L127 156H125V158L122 160V162L120 163L121 165H122V163ZM202 162V161H201ZM6 163H8L7 165H4V164H6ZM27 163V162H26ZM139 163V162H138ZM144 163V162H143ZM148 163V162H147ZM198 163V162H197ZM203 163V162H202ZM206 163V162H205ZM220 163V162H219ZM249 163V161L247 162V164ZM50 164V163H49ZM48 164V165H49ZM118 164V163H117ZM152 164V163H151ZM210 164H213V163H210ZM218 164V163H217ZM261 164V165H262ZM18 165V164H17ZM24 165V164H23ZM23 165H21V166H23ZM27 165V164H26ZM34 165V164H33ZM120 165V166H121ZM155 165V164H154ZM153 165V166H154ZM214 165V164H213ZM14 166H16V165H14ZM167 166V165H166ZM169 166V165H168ZM200 166V165H199ZM215 166V165H214ZM245 166V167H244ZM28 167V166H27ZM152 167V166H151ZM158 167V166H157ZM222 167V166H221ZM224 167V166H223ZM230 167H228V169L230 168ZM243 167H244V169H243ZM249 167V166H248ZM19 168H20V166H19ZM30 168V167H29ZM39 168V167H38ZM42 168V167H41ZM125 168H124V170H125ZM139 168H141V167H139ZM144 168V167H143ZM147 168V167H146ZM227 168V167H226ZM225 168V169H226ZM231 168H230V170H231ZM54 169V168H53ZM120 169V168H119ZM142 169V168H141ZM140 169V170H141ZM193 169V168H192ZM211 169V168H210ZM224 169V168H223ZM25 170V169H24ZM30 170V169H29ZM38 171H39V169H37ZM123 170V171H124ZM135 170V169H134ZM139 170V169H138ZM154 170V169H153ZM194 170V169H193ZM219 170H220V168H219ZM227 170V169H226ZM229 170V171H230ZM244 170V171H243ZM27 171L28 170H26V173H27ZM50 171V170H49ZM136 171V170H135ZM135 171H133V172H135ZM155 171V170H154ZM242 171H243V173H242ZM20 172V171H19ZM23 172V171H22ZM31 172V171H30ZM35 172V171H34ZM40 172H42V171H40ZM53 172V171H52ZM55 172V171H54ZM126 172V171H125ZM130 172V171H129ZM132 172V171H131ZM132 172V173H133ZM142 172V171H141ZM145 172H147V170L145 171ZM231 172V171H230ZM230 172H228V173H230ZM131 173V174H132ZM144 173V172H143ZM151 173V172H150ZM149 173V174H150ZM157 173V172H156ZM155 173V174H156ZM227 173V172H226ZM19 174V175H18ZM29 174V173H28ZM136 175H137V173H135ZM196 174V173H195ZM217 174H219V172L217 173ZM18 175V176H17ZM25 175V174H24ZM31 175V177H32V174H30ZM39 175V174H38ZM55 175V174H54ZM53 175V176H54ZM57 176H58V174H56ZM134 175V174H133ZM135 175V176H136ZM147 175V174H146ZM150 175H152V174H150ZM150 175H148L149 176V178H151L150 177ZM191 175V174H190ZM226 175V174H225ZM247 175V174H246ZM145 176V175H144ZM147 176V177H148ZM195 176V175H194ZM214 176V175H213ZM220 176V175H219ZM219 176H215V177H219ZM223 176V175H222ZM221 176V177H222ZM51 177V176H50ZM101 177V176H100ZM141 177V176H140ZM146 177V178H147ZM34 178V177H33ZM32 178V179H33ZM46 178H48V177H46ZM45 178V179H46ZM52 178V177H51ZM109 178V177H108ZM136 178V177H135ZM167 178V177H166ZM220 178V177H219ZM26 179V178H25ZM24 179V180H25ZM29 179V178H28ZM100 179V178H99ZM244 179V178H243ZM249 179V178H248ZM35 180V179H34ZM51 180H53V179H51ZM50 180V181H51ZM104 180H105V177H104ZM108 180V179H107ZM139 180V179H138ZM143 180V179H142ZM227 180V181H226ZM19 181V180H18ZM109 181V180H108ZM148 181V180H147ZM194 181V180H193ZM235 183H234V182ZM19 182H21V180L19 181ZM107 182V181H106ZM139 182V181H138ZM141 182V181H140ZM139 182V183H140ZM154 182V181H153ZM212 182H214V181H212ZM211 182V183H212ZM217 182V181H216ZM50 183H52V182H50ZM148 183V182H147ZM224 183V182H223ZM18 184V183H17ZM20 184V183H19ZM24 184V183H23ZM30 184V183H29ZM59 184V183H58ZM155 184H156V182H155ZM46 185H49V184H46ZM139 185V184H138ZM148 185H150V184H148ZM217 185H219V184H217ZM154 186V185H153ZM21 187V186H20ZM113 187V186H112ZM23 188V187H22ZM51 188V187H50ZM155 188V187H154ZM220 188V187H219ZM220 188V189H221ZM238 188V187H237ZM237 188H235L236 190H237ZM240 188H242V187H240ZM26 189V188H25ZM111 189V188H110ZM109 189V190H110ZM207 189V188H206ZM210 189V188H209ZM221 189V190H222ZM19 190V189H18ZM89 190V189H88ZM202 190H204V189H202ZM202 190H200L201 192H202ZM247 190V189H246ZM16 191V190H15ZM24 191V190H23ZM28 191V190H27ZM227 191V190H226ZM239 191V190H238ZM110 192V191H109ZM114 192V191H113ZM156 192V191H155ZM222 192V191H221ZM231 192V191H230ZM236 192V191H235ZM241 192V191H240ZM258 192V191H257ZM260 192H262V191H260ZM17 193V192H16ZM94 193V192H93ZM100 193V192H99ZM157 193V192H156ZM206 193H207V191H206ZM213 193V192H212ZM226 193V192H225ZM237 193V195H239V196H241V193H239V192H236ZM159 194V193H158ZM248 194V193H247ZM250 194V193H249ZM108 195V194H107ZM256 195V194H255ZM154 196V195H153ZM157 196V195H156ZM155 196V197H156ZM235 196V195H234ZM242 196H243V194H242ZM245 196V195H244ZM98 197V196H97ZM166 197V196H165ZM207 197V196H206ZM248 197V196H247ZM251 197V196H250ZM254 197V196H253ZM252 197V198H253ZM5 198V199H4ZM8 198V199H7ZM113 198V197H112ZM154 198V197H153ZM168 198V197H167ZM203 198V197H202ZM114 199V198H113ZM152 199V198H151ZM198 199V198H197ZM242 199V198H241ZM249 198H247V200H248ZM259 199V198H258ZM108 200V199H107ZM203 200V199H202ZM244 200V199H243ZM5 201V202H4ZM113 201V200H112ZM197 201V200H196ZM246 201V200H245ZM163 202L164 201H162V203H160V201H159V205H161V206H165L166 208H168L166 205H169V204H167L166 202H164V203H166V205H163ZM249 202V201H248ZM156 203V202H155ZM202 203V202H201ZM256 203V202H255ZM200 205H202V204H200ZM199 205V206H200ZM243 205V204H242ZM251 205V204H250ZM204 206V205H203ZM245 206V205H244ZM259 206V205H258ZM157 207V206H156ZM164 207V208H165ZM170 207V206H169ZM232 207V206H231ZM247 207V206H246ZM249 207V206H248ZM155 208V207H154ZM161 208V207H160ZM166 208H165V210H166ZM203 208H204V210H205V206L204 207H202L201 209H202V211H203ZM259 208V207H258ZM240 209V208H239ZM247 209V208H246ZM245 209V210H246ZM8 210V211H7ZM161 210V209H160ZM164 210H162V212H163ZM173 211V210H172ZM171 211V212H172ZM185 211V210H184ZM158 212V211H157ZM156 212V213H157ZM174 212V211H173ZM179 212V211H178ZM250 212V211H249ZM259 212H261V210L259 211ZM159 213V212H158ZM166 213V212H165ZM180 213V212H179ZM238 214V213H237ZM160 215H161V213H160ZM174 215V214H173ZM239 215V214H238ZM250 215H251V213H250ZM257 215V214H256ZM243 216V215H242ZM13 217V216H12ZM11 217V218H12ZM237 217V216H236ZM7 218V217H6ZM245 219V218H244ZM237 220V219H236ZM7 221H8V219H7ZM10 221V220H9ZM109 223H111V222H109ZM257 223V222H256ZM6 224V223H5ZM259 226V225H258ZM1 227V226H0ZM2 228H3V226H2ZM0 230H1V228H0ZM2 230H4V229H2ZM85 231H87V230H85ZM88 232V231H87ZM86 233V232H85ZM1 234V233H0ZM6 234H4V236H5ZM139 235V234H138ZM216 235V234H215ZM222 235V234H221ZM263 235V234H262ZM1 236H2V238L4 237L2 234L0 235V239H1ZM12 236V235H11ZM85 236V235H84ZM219 237V236H218ZM5 238V237H4ZM128 238V237H127ZM133 238V237H132ZM138 238V237H137ZM137 238H136V242L137 241H139V240H137ZM211 238V237H210ZM215 238V237H214ZM9 239V238H8ZM86 239V238H85ZM205 239V238H204ZM260 239V238H259ZM4 240V239H3ZM10 240V239H9ZM129 240H132V239H129ZM222 240V239H221ZM125 241V240H124ZM202 241V240H201ZM205 241V240H204ZM264 241V240H263ZM3 242V241H2ZM5 240H4V243L3 244H5ZM13 242V241H12ZM128 242V241H127ZM258 242V241H257ZM0 243H1V241H0ZM9 243H11V242H9ZM126 243V242H125ZM214 243V242H213ZM3 244H2V246H3ZM12 244V243H11ZM114 244V243H113ZM200 244V243H199ZM256 244V243H255ZM6 245V244H5ZM5 245H4V247H5ZM105 245H106V243H105ZM105 245H103V247L105 246ZM110 245V244H109ZM108 245V246H109ZM131 245V244H130ZM137 245V244H136ZM262 245H264V244H262ZM1 246V245H0ZM6 246H8V244L6 245ZM107 246V245H106ZM105 246V247H106ZM128 246V245H127ZM132 246H134V245H132ZM211 246V245H210ZM217 246V245H216ZM8 248V247H7ZM100 248V247H99ZM112 248V247H111ZM123 248V247H122ZM259 248V247H258ZM108 249V247L105 249V250H107ZM212 249V248H211ZM260 249V248H259ZM262 249H263V247H262ZM2 250V249H1ZM104 250V251H105ZM112 250V249H111ZM114 250V249H113ZM117 251H119L118 249H116ZM255 250V249H254ZM258 250V249H257ZM264 250V249H263ZM102 252V254H104L105 252ZM108 251V253L110 252L109 250H107ZM106 251V252H107ZM122 251V250H121ZM135 251V250H134ZM194 251V250H193ZM3 252V251H2ZM256 252V251H255ZM263 252V251H262ZM106 254L107 256H105V255H102V257H103V261L107 264V263H114L115 264V262H117V260H120V257H118L117 259H115L114 257L115 256H109V254ZM121 253V252H120ZM128 253V252H127ZM257 253V252H256ZM111 254V253H110ZM113 254V253H112ZM123 255L125 254V253H122ZM130 254V253H129ZM262 254V253H261ZM260 254V255H261ZM123 255H121V256H123ZM210 255H211V253H210ZM213 255V254H212ZM7 256V255H6ZM117 256V255H116ZM118 256H120L119 254H118ZM125 256H126V254H125ZM101 257V256H100ZM129 257V256H128ZM255 257H257V255L255 256ZM126 259H127V257H125ZM253 258V257H252ZM21 259V258H20ZM212 258H210V260H211ZM1 260V259H0ZM214 260V259H213ZM254 260V259H253ZM259 261V260H258ZM3 262V261H2ZM29 262V261H28ZM27 262V263H28ZM119 262V261H118ZM175 262V261H174ZM209 262V261H208ZM214 262V261H213ZM101 263H102V261H101ZM179 263V262H178ZM259 263V262H258ZM21 264V263H20ZM35 264V263H34ZM123 264V263H122Z\"/></svg>",
  "mask_w": 264,
  "mask_h": 264
}]
</instances>
